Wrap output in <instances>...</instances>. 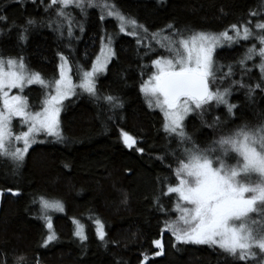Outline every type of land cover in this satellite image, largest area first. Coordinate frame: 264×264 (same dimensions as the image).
I'll return each instance as SVG.
<instances>
[{"label": "trees", "instance_id": "16d2710c", "mask_svg": "<svg viewBox=\"0 0 264 264\" xmlns=\"http://www.w3.org/2000/svg\"><path fill=\"white\" fill-rule=\"evenodd\" d=\"M126 16L134 18L148 33L167 35L172 25L179 30L218 33L229 25L248 19L249 13L264 12V0H111ZM48 0L35 4L24 0H0V9L8 18L0 23V57L23 56L32 71L48 79L58 75L60 56L69 58L73 68H83L99 53L101 36L111 34L115 56L107 74L98 83L99 96L118 97L122 108L110 110L105 101L87 94L75 96L64 103L60 117L65 142L38 144L30 149L23 166L13 174L11 161L0 159V191L3 206L0 215V260L15 264L19 256L24 264H142L147 255L148 264H236L220 249L207 245L180 244L170 233H163L165 215L157 210L154 198L163 187V177L170 176L166 165L175 164L166 153L176 149L175 142L163 131V115L149 108L139 91L142 79L153 71V55H145L135 37L119 33L112 18L99 20L98 9H88L82 17L79 10L72 15L83 24L81 33L74 26V39L69 43L66 34L48 26L55 21L52 10L45 13ZM37 21L19 39V29L27 19ZM255 23L258 17H251ZM15 24L8 30V25ZM163 30V31H162ZM251 42L241 41L232 48L221 49L216 59L221 64H233L243 55ZM253 62H249L251 66ZM143 73V76L141 75ZM245 84L259 82V71L253 68ZM264 87V85H262ZM230 100L236 104L234 115L227 119L224 107L218 111L221 123L213 127L212 115L201 117L195 113L188 118L185 131L202 148L223 135L230 127L264 124V92L256 89L251 97L247 88H234ZM234 92V91H233ZM30 105H39L41 90L30 87L25 91ZM111 117L112 119H109ZM118 128L128 131L145 149L143 154L123 146ZM53 139H51L52 141ZM165 156L164 163L156 159ZM67 165V167H65ZM19 195H13L12 192ZM55 198L64 204L63 213H52L53 230L57 241L40 247L47 229L38 218L39 204L35 198ZM126 197V202H125ZM165 208L174 201L162 198ZM100 219L107 233L105 241L96 236L95 219ZM174 214H173V217ZM73 219L85 226L88 239L81 243L73 235ZM162 238L163 254L151 244ZM175 245V247H173ZM259 258V254H258Z\"/></svg>", "mask_w": 264, "mask_h": 264}, {"label": "snow or ice", "instance_id": "6c2138e0", "mask_svg": "<svg viewBox=\"0 0 264 264\" xmlns=\"http://www.w3.org/2000/svg\"><path fill=\"white\" fill-rule=\"evenodd\" d=\"M15 2L23 4L24 0ZM30 2L35 4L37 0ZM93 8L99 10V20L112 18L119 33L135 37V43L143 48L145 55L156 52V58L151 59V67L155 70L146 80L142 79L139 91L149 108L159 109L163 114V131L176 144L175 150L166 153L175 167L172 163L166 165L171 175L163 177V187L154 198L157 210L166 217L161 236L170 233L180 244L218 248L236 264H264V124L238 126L203 148L185 131L184 124L193 113L203 122L207 112L220 106L227 115L233 116L237 105L229 98L234 88H247L249 97L256 89L264 92V12H250V18L233 23L218 33L179 30L168 25L171 31L163 35L162 32L149 34L143 25L124 15L111 0H48L44 11L52 10L56 19L52 21L50 17L48 26L55 23L54 30L59 38L64 39L66 34L70 43L75 38L74 26L81 33L84 31L83 24L76 20L71 10L77 9L85 17L87 10ZM251 17L258 19L253 23ZM7 19L0 9V23L7 25ZM36 23L32 18L26 20L19 29L21 41L26 40L25 33ZM12 27L17 26L14 23L8 25V30ZM100 40L99 53L90 67L85 69L76 64L78 83L73 82L72 65L63 55L57 66L58 75L48 79L30 70L23 56L0 57V159L12 162L13 174L23 166L29 149L36 143L45 142L38 137H52L50 142L53 143L65 142L59 119L65 100L87 94L95 100L105 101L112 111L123 107L118 97H101L97 93L96 80L105 73L115 56L111 47L113 36L106 34ZM241 41H250L251 45L236 61L240 79H233L234 65L219 63L217 49ZM158 48L163 49V53ZM249 62H253L251 66ZM253 68L258 69L260 80L255 85L245 84L244 75ZM225 81H228L227 86L221 89L220 84ZM31 85H38L41 90L39 105H30L25 95V88ZM14 89L17 92L13 94ZM14 120L17 121L15 125ZM220 123V117L215 116L212 124L207 126ZM118 134L124 147L144 153L145 149L138 146V139L128 131L118 128ZM156 159L164 163L165 156ZM7 191L12 192L11 189ZM12 194L19 195L18 192ZM0 195H3L2 191ZM162 198L174 202L165 208ZM33 203L39 204L38 218L47 229L40 243V247L46 248L58 240L51 214L63 213L64 204L44 196L35 198ZM173 214L175 218H172ZM72 223L75 225L73 235L81 243L85 242L88 239L85 226L75 219ZM94 223L96 236L105 241L104 223L98 218ZM151 244L159 249L155 256L163 254L162 238L153 239ZM24 260L19 256L15 264H24ZM0 264H7V260H0ZM35 264H39L38 258ZM142 264H148L147 255Z\"/></svg>", "mask_w": 264, "mask_h": 264}, {"label": "rangeland", "instance_id": "374dc122", "mask_svg": "<svg viewBox=\"0 0 264 264\" xmlns=\"http://www.w3.org/2000/svg\"><path fill=\"white\" fill-rule=\"evenodd\" d=\"M124 34V33H123ZM231 34V33H230ZM166 35V34H165ZM107 41L105 40V43H106ZM147 42V41H146ZM248 42H250V41H248ZM152 44H153V46H155V42L154 41H152L151 42ZM237 44H234V45H232L231 47H228L227 45H225L224 47H222V48H218L217 49V52L218 51H220L221 49H225V48H232V47H234V46H236ZM111 47L113 48V50H114V46H113V44L111 45ZM158 47V46H157ZM115 51V50H114ZM158 51L159 52H161V53H163V49H159L158 48ZM151 55H153V56H156V52H153V53H151ZM68 58V57H67ZM114 58V57H113ZM112 58V59H113ZM112 59H111V61H112ZM68 60H69V58H68ZM111 61L108 63V65H107V69H106V71H105V73L104 74H102V75H99L98 76V78H97V80H96V86L98 85V83H99V81H100V79L102 78V77H104L106 74H107V71H108V68H109V66H110V63H111ZM69 63H70V61H69ZM26 64V63H25ZM71 64V63H70ZM72 65V64H71ZM28 67V66H27ZM72 68H73V66H72ZM155 69L153 68V71H154ZM234 72H235V75H234V77H233V79H240V76H241V73H240V71L238 70V67H235L234 66ZM250 73H252V72H250ZM250 73H248V74H245L244 75V81H245V78H248V77H250ZM72 79H73V82L74 83H78V78H77V76H76V74H75V69L73 68V72H72ZM218 83H219V81H218ZM227 83H228V81H225L223 84H220V87H221V89H223L225 86H227ZM30 87H39L38 85H31V86H29V87H27V88H25V91L28 89V88H30ZM77 91H79V89H77ZM234 91V92H233ZM232 91V95H231V97L229 98L230 100L232 99V97H233V95H235V90H233ZM17 92V90H13V94L14 93H16ZM73 97H75V96H72V97H70L69 99H71V98H73ZM69 99H67V100H69ZM67 100H65L64 101V103L67 101ZM28 102H29V104H30V100L28 99ZM223 108V106H220L219 108H213V109H211L209 112H207L206 114H205V116H207V115H212V116H217L218 115V111L219 110H221ZM153 109H155V108H153ZM156 110H158L159 111V109H156ZM160 112V111H159ZM61 113H62V111H61ZM61 113H60V117H61ZM194 114V113H193ZM193 114H191V115H189V117H191ZM217 114V115H216ZM163 115V114H162ZM60 117H59V119H60ZM189 117H187L186 118V120L184 121V124H186V121L188 120V118ZM232 118V116H228L227 117V119L229 120V119H231ZM17 123V121L16 120H14L13 121V124L15 125ZM237 126H235V127H229L228 129L229 130H227V131H225V133L224 134H226V133H228L229 131H231V130H233V129H235ZM251 127V126H250ZM60 128H61V125H60ZM223 134V135H224ZM220 137V136H219ZM218 137V138H219ZM39 139H43L45 142L44 143H36V144H34L33 146H32V148L33 147H35L36 145H38V144H42V145H44V144H46V143H48V142H50L51 141V139H53L52 137H44V136H40V137H38V140ZM32 148H30V149H32ZM30 149H29V151H30Z\"/></svg>", "mask_w": 264, "mask_h": 264}, {"label": "water", "instance_id": "95a60500", "mask_svg": "<svg viewBox=\"0 0 264 264\" xmlns=\"http://www.w3.org/2000/svg\"><path fill=\"white\" fill-rule=\"evenodd\" d=\"M2 206H3V197H2V195H0V215L2 212Z\"/></svg>", "mask_w": 264, "mask_h": 264}]
</instances>
